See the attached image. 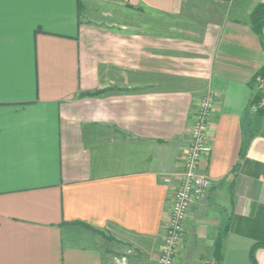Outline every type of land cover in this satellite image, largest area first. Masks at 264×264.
<instances>
[{"label": "crops", "instance_id": "1", "mask_svg": "<svg viewBox=\"0 0 264 264\" xmlns=\"http://www.w3.org/2000/svg\"><path fill=\"white\" fill-rule=\"evenodd\" d=\"M261 4L0 0V264H158L211 90L213 186L176 264H217L218 238L220 264H254V246L264 264Z\"/></svg>", "mask_w": 264, "mask_h": 264}, {"label": "built area", "instance_id": "2", "mask_svg": "<svg viewBox=\"0 0 264 264\" xmlns=\"http://www.w3.org/2000/svg\"><path fill=\"white\" fill-rule=\"evenodd\" d=\"M216 97L217 93L211 90L199 101L197 106L190 143L183 159L182 172L178 177L169 221L165 226L158 264H176L184 224L189 212L194 204L207 197L213 186L211 178L201 171L200 165L203 158L212 153V145L209 141V121L215 108ZM256 97L257 101L250 107L254 113H258L260 108L264 107V76L255 79L254 98ZM116 264H129V261L127 257L121 256L117 259Z\"/></svg>", "mask_w": 264, "mask_h": 264}, {"label": "trees", "instance_id": "3", "mask_svg": "<svg viewBox=\"0 0 264 264\" xmlns=\"http://www.w3.org/2000/svg\"><path fill=\"white\" fill-rule=\"evenodd\" d=\"M251 21H252V25H253V28L255 31H257V32L263 31V29H264V4H261L255 8V10L252 13ZM259 76H264V70L259 72L257 74V76L255 77V79ZM89 95H96V94H89ZM256 101H257V97L252 99L249 107H251L252 104L255 103ZM257 115L264 116V107L260 108ZM241 152H242V150H241ZM221 246H222V238H218L216 243H215V256L218 260L217 264H220V261L222 259V254L220 255ZM254 248H255V246L251 250V258H252L254 264H256V261L254 259Z\"/></svg>", "mask_w": 264, "mask_h": 264}]
</instances>
